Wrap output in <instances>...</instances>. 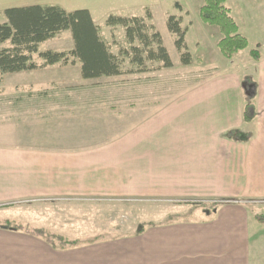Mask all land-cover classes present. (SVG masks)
<instances>
[{
    "label": "crops",
    "instance_id": "obj_1",
    "mask_svg": "<svg viewBox=\"0 0 264 264\" xmlns=\"http://www.w3.org/2000/svg\"><path fill=\"white\" fill-rule=\"evenodd\" d=\"M260 2L264 0H228L227 6L255 30L260 24L250 19L260 12ZM179 4L183 12H190ZM31 5L35 0L11 7ZM150 14L155 25V15ZM220 39L214 48L222 57ZM257 46L263 48L260 41ZM73 48L71 44L69 50ZM238 54L231 60L222 57L236 67L189 89L178 100L160 107L151 100L123 107L131 111L126 124L113 111L118 108L114 102L7 100L4 108L17 119L6 120L5 126L18 135L15 142L0 140V216L17 218L20 212L36 217L47 204L59 202L159 200L202 205L162 215L127 235L105 238L98 232L88 240L70 239L23 219L20 223L30 230H13L7 227L11 220L4 219L0 264H255L253 227L259 222L253 208L264 205V56L242 62ZM72 67L78 81H93L82 78L79 62ZM68 68L58 64L35 70L34 76L17 73L21 76L11 85L12 92L52 85L37 80L32 85L30 79ZM245 77L256 83L252 122L244 119ZM31 107L44 111L34 115L28 111ZM123 113L125 118L127 112ZM30 129L37 131L35 137H30ZM231 132L237 135L228 138ZM36 229L77 244L53 247L29 233Z\"/></svg>",
    "mask_w": 264,
    "mask_h": 264
},
{
    "label": "rangeland",
    "instance_id": "obj_2",
    "mask_svg": "<svg viewBox=\"0 0 264 264\" xmlns=\"http://www.w3.org/2000/svg\"><path fill=\"white\" fill-rule=\"evenodd\" d=\"M20 1L0 0V13L6 7L18 5ZM35 2L36 5L41 6H59L67 12L89 11L94 23L100 27L103 38L112 44L114 53H118L119 46L124 44V31L122 28L107 27V19L111 15L146 17L147 12L152 11L155 15L156 28L163 37L164 45L169 52L174 67L172 69H162L159 65L154 64L151 65L150 71L145 73L124 74L115 79L101 78L81 82L78 81V74L75 68L72 67L73 65H66L70 66V68L48 71L40 74L38 78L32 77L30 79V84L32 85L36 80L39 81V84L52 82V85L41 86L38 87L39 89L32 87L30 90L24 89L23 92L19 90L14 93L11 85L16 83L21 75H16L17 73L5 75L3 82L0 83V140L4 141V143L7 141L15 142L16 134L18 135L16 130L11 134L9 131L10 127L5 126L6 120L7 122H14L17 119L16 115L11 116L10 109L9 111L8 108H4L7 100H28L32 104L45 101L78 102L99 100L114 102L118 108H114L113 111L117 115L119 114L118 116L124 119L123 121L126 124V121L129 120L126 115L131 114V111H127L123 107L127 106L128 108L136 101L150 100L156 102L158 107H160L166 102L178 100L189 89L207 81L214 75L236 67V65H231L230 61L222 59L223 56L221 55L222 57H220L214 48L215 40L219 39V37L222 38L219 29L206 25L200 19L199 10L204 0H35ZM176 3H181L190 12H178L175 8ZM259 6L261 7L260 12L255 14V16H251L253 18L250 19V22L255 21L258 25L260 24L259 28L255 30L247 28L238 18V14L233 13V16L239 19L242 27L240 33L244 37L247 35V40L249 39L248 49L240 52L238 57H236L238 60L242 59V62H250L252 60L250 52L257 49L259 41L263 47L259 51L264 56V3L260 2ZM176 14L183 16V27L190 28L186 42L193 63L187 67L181 64L180 54L175 46V36L169 32L167 27L168 16L179 17ZM3 22H5V18L1 15L0 23ZM150 23L153 24L154 22L150 21ZM200 24L205 26L206 29H201ZM114 42H117L118 46H114ZM71 44H74L71 31H64L58 37L41 44L40 52L49 50L69 51ZM8 46L9 44L0 45V50ZM34 58L36 62L42 63L38 55ZM125 70L129 71L130 67L126 65ZM24 74L34 76L35 72L30 71ZM116 102H124L126 104H117ZM14 111L16 113L18 110ZM19 111L21 110L19 109ZM28 111L35 115L44 110L31 107ZM123 112L127 113L124 114ZM120 113H123L125 118H122ZM6 114L7 116L5 117ZM114 126L116 125L114 124ZM28 132L31 138L37 133V131L32 129ZM25 139H29L28 134L25 135ZM201 205L199 202L159 200H101L93 203L86 201H80V203L59 202L53 205L47 204L36 217H29V219L19 212L17 218H10V215L0 216V222L6 219L11 220L10 223L12 225H25L20 223L21 219H23V221L32 222V224L34 223L38 226L52 228L65 234L70 239L88 240L93 238L91 237L93 234L96 237L99 234L98 232H104L103 236L105 238L110 235H127L132 233L138 226L145 225L153 220L156 221L162 215L177 214ZM253 209L255 215L264 216V205L257 204ZM253 228L254 262L255 264H264V223H258Z\"/></svg>",
    "mask_w": 264,
    "mask_h": 264
},
{
    "label": "trees",
    "instance_id": "obj_3",
    "mask_svg": "<svg viewBox=\"0 0 264 264\" xmlns=\"http://www.w3.org/2000/svg\"><path fill=\"white\" fill-rule=\"evenodd\" d=\"M228 0H204L199 15L203 23L217 27L222 38L218 49L226 59H233L238 53L248 49L249 42L240 33L239 25L227 6ZM178 11L183 7L175 4ZM1 15L5 22L0 23V45L9 44L0 50V83L4 76L21 72H30L54 65L81 64V76L84 80L117 77L124 74L145 73L151 65L157 64L162 69H172L174 64L164 45V40L155 25L151 24L152 16L147 12L146 17H121L111 15L106 26L122 28L124 44L119 46L118 53L112 50L110 44L101 35L91 13L87 10L67 12L59 6L31 5L26 7H9ZM183 18L170 16L167 27L175 36V46L180 54L181 64L185 67L192 65V57L188 52L186 36L188 27H183ZM70 30L74 48L69 51L40 52V45L58 37L62 32ZM117 42H114V46ZM250 52L251 57L260 60V51ZM42 60L39 64L35 56ZM126 65L130 70H125ZM246 100L244 119L252 122L256 117L254 101L256 99V83L245 77L242 82ZM236 132L227 135L234 138ZM259 223H264V216L255 215ZM9 229H28L23 225H7ZM35 237L45 239L53 247L67 248L76 245L63 236L51 234L45 229L29 231Z\"/></svg>",
    "mask_w": 264,
    "mask_h": 264
}]
</instances>
